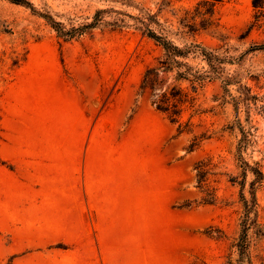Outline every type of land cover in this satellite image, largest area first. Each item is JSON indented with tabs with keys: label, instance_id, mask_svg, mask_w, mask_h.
<instances>
[{
	"label": "rangeland",
	"instance_id": "rangeland-1",
	"mask_svg": "<svg viewBox=\"0 0 264 264\" xmlns=\"http://www.w3.org/2000/svg\"><path fill=\"white\" fill-rule=\"evenodd\" d=\"M200 1L0 0V195H35V223L22 208L0 232L52 237L14 245L70 264H264V9ZM146 28L221 60L212 75L202 55L178 58L207 75L195 83L159 73L156 91L187 93L177 121L141 88L165 56Z\"/></svg>",
	"mask_w": 264,
	"mask_h": 264
},
{
	"label": "trees",
	"instance_id": "trees-1",
	"mask_svg": "<svg viewBox=\"0 0 264 264\" xmlns=\"http://www.w3.org/2000/svg\"><path fill=\"white\" fill-rule=\"evenodd\" d=\"M15 2H19L21 0H13ZM221 0H201L198 4L205 6L207 12L212 14V6L214 3L219 2ZM252 5L254 8L257 9V14L255 17L261 15L264 9V0H251ZM210 10V11H209ZM94 23L88 25L89 27L93 26ZM145 33L152 39H154L165 52L164 59L160 62L161 65L159 67H152L148 68L143 76L141 82V88L143 90L150 89L151 94L153 96L152 104L155 106L156 109L163 111L169 115L171 121H177V118L181 112V106L187 101V93L179 86V85H166L165 88H161L160 91H156L157 86H159V73H167L170 71L176 70V80H187L191 83L202 81L207 75L200 74V73H191L190 68L186 65V63L179 61L178 58L186 57L190 52L198 53L203 56V58L208 63L210 70L209 73L212 75L218 74V68L216 63L221 62V60L212 53L201 47L199 44H190L184 48H181L175 45L172 41L162 37L161 35L156 34L153 30L146 28ZM255 49L263 48L264 44L256 45ZM184 69H182V68ZM163 81V79H162ZM242 139L239 143L240 152L245 143L248 142L247 139V132L241 128ZM242 142V143H241ZM241 159V167L243 169V173L246 174L247 171H250L254 175V180L251 182V185H254L256 182H261L263 179V173L261 169L258 167L257 164L255 166L250 165L246 161L243 160L241 155L239 154ZM255 198L251 203H249L246 199H243V206L245 211V216L242 223V229L240 234L241 243L239 245L240 253L245 252L246 250V243L244 238H246L247 230H248V220H249V213L252 207L254 206Z\"/></svg>",
	"mask_w": 264,
	"mask_h": 264
},
{
	"label": "crops",
	"instance_id": "crops-1",
	"mask_svg": "<svg viewBox=\"0 0 264 264\" xmlns=\"http://www.w3.org/2000/svg\"><path fill=\"white\" fill-rule=\"evenodd\" d=\"M15 193L6 200L4 199L7 196L3 197L0 195V224L17 223V219L10 218L20 216L24 211H20L22 208L26 209L30 215V222L35 223V195L32 196V201H24L22 200L24 199L22 195H15ZM5 202L12 205L5 206ZM51 238L50 235H44V233L24 235L17 232L5 236V232H0V240H11V242L0 243V260L10 256L12 257L11 264H70L71 261L66 251L61 248L51 247L49 243H35L33 245H29L26 242H21L18 245L13 243L14 240H48Z\"/></svg>",
	"mask_w": 264,
	"mask_h": 264
}]
</instances>
